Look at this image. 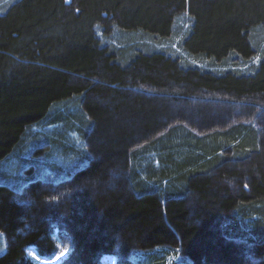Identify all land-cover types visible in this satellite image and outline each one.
I'll return each mask as SVG.
<instances>
[{
  "label": "trees",
  "instance_id": "1",
  "mask_svg": "<svg viewBox=\"0 0 264 264\" xmlns=\"http://www.w3.org/2000/svg\"><path fill=\"white\" fill-rule=\"evenodd\" d=\"M263 44L264 0H0V171L77 164L22 194L0 185V264L56 251L45 217L72 240L65 264L155 249L149 264L178 249L182 264H264Z\"/></svg>",
  "mask_w": 264,
  "mask_h": 264
},
{
  "label": "rangeland",
  "instance_id": "2",
  "mask_svg": "<svg viewBox=\"0 0 264 264\" xmlns=\"http://www.w3.org/2000/svg\"><path fill=\"white\" fill-rule=\"evenodd\" d=\"M67 2H70V0H67ZM185 28V26H184ZM179 39L180 36H177V38H173V42L170 44V47L174 50L179 52L180 54V48H179ZM264 46V44H263ZM191 62V61H190ZM194 64H197L193 61ZM246 68V67H244ZM243 68V69H244ZM237 112H235L233 115H236ZM240 116V115H239ZM241 120V121H249L248 115H241L240 118L231 116L228 120V122L232 123L235 120ZM259 124H261V121H257ZM260 127V126H258ZM262 127V126H261ZM35 132H39L38 129L34 130ZM199 132V129H198ZM66 137L75 139V135L67 134ZM67 145L69 148H77L82 145V142L76 140L75 143L72 140L67 139ZM40 148H42L40 146ZM88 152V151H87ZM41 154L39 156H36L37 159H42ZM91 156V155H90ZM43 162V161H42ZM48 163L51 168L47 169L44 168L42 163L36 162L34 159L32 161V158H29L25 161H22V163L19 165V167H15L14 165H10V167H6L3 170L0 171V185L8 186L9 188L15 189L19 194H22L25 187H27L31 182L40 180L41 182L45 183H55L58 184L65 180H70L72 178L74 169L77 168V164L74 158L72 156H58L54 157L50 161L48 160ZM40 164V165H38ZM87 164V163H86ZM84 166H80V168H83ZM111 183L107 184V187L114 188L115 190H121L119 185H122V175L120 176L119 173L112 171L111 172ZM89 186L92 188L91 194L96 193L98 190L95 189L98 187L105 186L98 183V181H89ZM81 187H76L75 191H81ZM74 191V192H75ZM63 193V192H62ZM67 197V196H66ZM62 201H64L62 198L54 199L52 202H49L52 205L59 206L61 205ZM23 203L29 205L32 203L29 200L23 201ZM34 214L30 215L29 219H33ZM32 216V217H31ZM43 220L47 223L50 228H53V238L56 242V251L47 256L40 255L37 250L34 247H28L26 249L28 258L33 261L35 264H65L69 256L73 252V243L70 238V236L67 233V231L63 228L65 226L60 219L56 218H50L45 217ZM118 239V238H117ZM10 238H7V235L3 232H0V256L3 255L9 245H10ZM120 244H124L123 241H118ZM116 245V244H115ZM117 247V246H116ZM119 251V250H118ZM157 250H148V251H140V250H134L130 253V255L126 256L122 253H107L101 251L98 253L97 260L99 261L97 264H147L149 262L150 256H152ZM184 259L183 253H181L178 249V251L175 253L173 250L170 251V255L164 259V264H182L181 261ZM68 264V263H67ZM149 264V263H148Z\"/></svg>",
  "mask_w": 264,
  "mask_h": 264
}]
</instances>
